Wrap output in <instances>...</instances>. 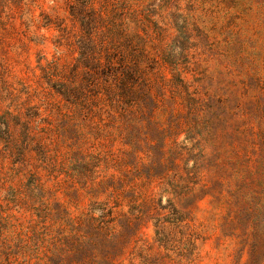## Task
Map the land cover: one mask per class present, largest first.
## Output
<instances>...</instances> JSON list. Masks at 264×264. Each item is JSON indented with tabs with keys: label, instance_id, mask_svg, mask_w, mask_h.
<instances>
[{
	"label": "rangeland",
	"instance_id": "rangeland-1",
	"mask_svg": "<svg viewBox=\"0 0 264 264\" xmlns=\"http://www.w3.org/2000/svg\"><path fill=\"white\" fill-rule=\"evenodd\" d=\"M8 4L0 3V171L9 180L0 194L27 203L34 191L42 209L73 221L104 200L83 184L92 169L96 181L129 180L133 171L137 203L148 214L116 243L91 246L89 264H245L234 199L264 183V172L255 174L264 162V0H94L96 42L116 37L119 53L137 56L148 73L137 85L136 158L101 105L92 112L89 96L76 104L60 94L84 86L89 71L80 63L84 34L71 16L74 0ZM154 122L167 129L166 150L191 147L187 136L194 141L203 164L191 189L160 193L159 184L179 179L185 165L160 176L150 170L144 151ZM19 145L24 162L11 172ZM121 209L128 211L126 202ZM52 223L45 225L58 230Z\"/></svg>",
	"mask_w": 264,
	"mask_h": 264
},
{
	"label": "trees",
	"instance_id": "trees-1",
	"mask_svg": "<svg viewBox=\"0 0 264 264\" xmlns=\"http://www.w3.org/2000/svg\"><path fill=\"white\" fill-rule=\"evenodd\" d=\"M11 1L0 0L2 9L10 10L8 2ZM71 8V16L79 21L84 34L80 37L82 43H79L83 56L80 63L89 71L84 86L68 88L67 95L65 91H60V94L67 101L72 100L76 104L81 102V96H89L87 106L91 107L92 112L96 104L101 105L97 110L104 113L112 123L109 127L115 126L118 137L129 147L128 153L136 158L137 85L140 79L147 81V70L139 69L137 56L119 53L116 37L105 36L96 42V22L101 15L94 6V0H74ZM99 45L100 49L97 51ZM147 130L155 139L146 144L144 155L149 161L150 170L158 172L155 175H163L168 169L178 170L179 161H184L185 165L179 173V179L167 181L166 177L159 184L160 193L179 194L183 189H191V185L200 180L203 164L191 149L194 141L187 136L185 140L191 143V147L176 146L166 150L167 129L164 125L154 122L147 126ZM16 150L18 156L12 160L14 166L9 169L11 172L25 158V148L22 145ZM7 153L12 157L15 152L10 149ZM189 160L193 164L188 168ZM108 168L109 165H105L104 171ZM261 172H264L263 161L257 167V177ZM6 174L7 172L2 174L0 171V189L9 180ZM90 174L83 182L84 186L92 197L102 195L104 200L92 201L89 209L73 221L65 219V216L60 218L46 207L42 209L43 201L34 191L27 203H23L25 200H20L15 195L0 194V264H89L86 256L91 246L105 247L116 243L120 240L121 233L129 232L142 220L141 216L148 214L141 212L144 206L137 203L140 195L137 193L136 175L133 171L128 172L129 180L116 179L111 175L96 181L97 171L92 169ZM256 181L262 180L259 178ZM257 186L258 191H253L249 196L239 195L234 199L238 207L237 218L245 225L244 244L248 247L245 264H264V190H260L264 188V183L259 182ZM234 192L241 193L242 190L237 188ZM125 202L127 212L121 209ZM23 204L26 211L21 210ZM48 220L53 221L52 225L58 224V230L45 225ZM155 227L158 232L163 229L160 222H156Z\"/></svg>",
	"mask_w": 264,
	"mask_h": 264
}]
</instances>
